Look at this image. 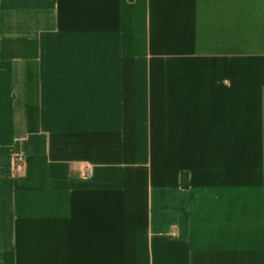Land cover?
<instances>
[{
    "label": "crops",
    "instance_id": "obj_1",
    "mask_svg": "<svg viewBox=\"0 0 264 264\" xmlns=\"http://www.w3.org/2000/svg\"><path fill=\"white\" fill-rule=\"evenodd\" d=\"M0 264H264V0H0Z\"/></svg>",
    "mask_w": 264,
    "mask_h": 264
},
{
    "label": "built area",
    "instance_id": "obj_2",
    "mask_svg": "<svg viewBox=\"0 0 264 264\" xmlns=\"http://www.w3.org/2000/svg\"><path fill=\"white\" fill-rule=\"evenodd\" d=\"M16 162H17L18 165H22V163H23V157L22 156L17 157L16 158Z\"/></svg>",
    "mask_w": 264,
    "mask_h": 264
}]
</instances>
